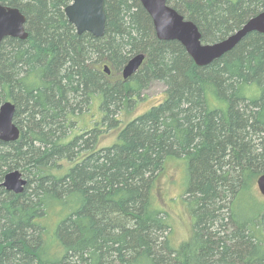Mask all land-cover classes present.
I'll list each match as a JSON object with an SVG mask.
<instances>
[{
  "label": "trees",
  "instance_id": "1",
  "mask_svg": "<svg viewBox=\"0 0 264 264\" xmlns=\"http://www.w3.org/2000/svg\"><path fill=\"white\" fill-rule=\"evenodd\" d=\"M167 3L205 42L218 34L212 43L264 9V0ZM0 4L24 15L28 33L0 44V105H15L21 130L0 142V264H59L69 253L83 264H264L262 208L240 193L264 174V35L197 67L179 43L156 39L137 0H104L100 38L76 33L69 0ZM138 54L141 68L124 81ZM154 81L165 99L120 127L121 111ZM111 130L117 142L102 147ZM175 158L192 219L177 245L158 188ZM15 170L26 178L19 194L1 186Z\"/></svg>",
  "mask_w": 264,
  "mask_h": 264
},
{
  "label": "water",
  "instance_id": "2",
  "mask_svg": "<svg viewBox=\"0 0 264 264\" xmlns=\"http://www.w3.org/2000/svg\"><path fill=\"white\" fill-rule=\"evenodd\" d=\"M138 2L150 18L156 39L179 43L197 67L207 66L220 59L250 33L264 35V9L223 40L202 44L197 27L169 7L167 0H138ZM64 15L78 35L87 33L95 38L103 37L106 23L104 0H69ZM25 23L24 15L17 8L0 4V44L5 38L27 39ZM143 61V54L130 58L122 69V79L126 81L134 76ZM104 72L109 74L106 66ZM14 114L15 105L11 102L0 105V142L2 143H13L19 139L20 131L14 123ZM25 185L26 181L17 170L6 174L1 184L7 191L15 194L22 193ZM256 185L259 193L264 197V174L257 177Z\"/></svg>",
  "mask_w": 264,
  "mask_h": 264
},
{
  "label": "rangeland",
  "instance_id": "3",
  "mask_svg": "<svg viewBox=\"0 0 264 264\" xmlns=\"http://www.w3.org/2000/svg\"><path fill=\"white\" fill-rule=\"evenodd\" d=\"M167 5L172 8V6H170L168 3ZM200 35L202 34L200 33ZM216 35L218 34H213L211 39L206 42L203 40V36H202L201 43L212 44V40L213 38H215ZM165 90H166L165 85L162 82H158V81L152 82L150 87L141 93L140 98L137 99V102L135 104H131L129 105L130 107L128 109L125 108L121 111L120 118L122 123L120 127L122 126L124 127L136 116L143 114L144 112L150 110L153 106L162 102L166 97ZM86 119L87 117H85V120ZM102 139H103L101 142L102 147H108L115 144L118 139V130L108 131L105 137ZM62 165L64 168H66L71 164L66 161H63ZM53 171L56 173L55 168L53 169ZM28 177H29L28 179L32 181L31 174L28 173ZM186 177H187V173H186V166L184 161L180 158H175V159H170L166 162L164 174L161 175L159 180L158 188H160L159 190L160 198L162 199V203L167 209L166 211L170 219L171 241L174 245L187 241L192 231V219L190 217L187 207L188 205L187 196L185 195L187 191ZM23 179L26 180L25 177ZM245 190H247L248 192L242 191L240 193L248 194L250 197H252L253 200H255L258 203L259 207L262 208L259 214V224L261 228L264 230V218H263L264 197L259 193L257 189L256 179L250 177V179L245 182ZM51 217L53 218L50 219L47 218V222L50 227H52L54 224V220H53L54 216ZM239 222L241 228L242 226H244V223H246L244 221H239ZM234 225L237 226L236 224ZM227 230L228 232H232V230H230L229 228H225V231ZM233 230H235V228H233ZM242 231L245 234L249 235L247 229H242ZM101 262L102 264L106 263L105 259H102ZM59 264H83V263L79 257L74 258L69 253L67 259Z\"/></svg>",
  "mask_w": 264,
  "mask_h": 264
},
{
  "label": "flooded vegetation",
  "instance_id": "4",
  "mask_svg": "<svg viewBox=\"0 0 264 264\" xmlns=\"http://www.w3.org/2000/svg\"><path fill=\"white\" fill-rule=\"evenodd\" d=\"M18 128H19V126H17ZM19 131L21 132V130H20V128H19ZM20 137V136H19ZM18 141V140H17ZM21 173V172H20ZM21 175H22V173H21ZM4 188V187H3ZM24 188H25V186H24ZM6 190V189H5ZM7 191V190H6Z\"/></svg>",
  "mask_w": 264,
  "mask_h": 264
}]
</instances>
